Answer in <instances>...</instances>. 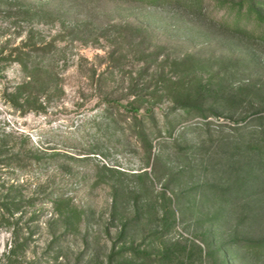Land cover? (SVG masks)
I'll list each match as a JSON object with an SVG mask.
<instances>
[{
    "label": "rangeland",
    "instance_id": "1",
    "mask_svg": "<svg viewBox=\"0 0 264 264\" xmlns=\"http://www.w3.org/2000/svg\"><path fill=\"white\" fill-rule=\"evenodd\" d=\"M231 1L0 0V264H264V0Z\"/></svg>",
    "mask_w": 264,
    "mask_h": 264
},
{
    "label": "trees",
    "instance_id": "2",
    "mask_svg": "<svg viewBox=\"0 0 264 264\" xmlns=\"http://www.w3.org/2000/svg\"><path fill=\"white\" fill-rule=\"evenodd\" d=\"M243 1L244 0L231 1V7H229L228 10L225 13L226 17H229L230 15H232L234 17V18H231V19H233L236 22L235 23V27L233 28V30H236V31L237 30L242 31L241 27H240V20L239 19H241V15L243 14L242 13V11H243V5H242ZM247 1L250 2L252 8H254L255 6H259V4H262L261 0H247ZM220 6H222V5H220ZM16 54H17V56L19 58V61L21 63L22 68L27 71L28 70V64H27L26 56L28 57V53H26L25 49H16ZM37 68L38 67L36 66L35 61H34V64H31L30 65V69L27 71L29 73V75H28L29 80L25 81L24 83L20 84L17 87L19 91L20 90H25V91L27 90L28 91L27 92L28 95L26 96V104H28V105H29L28 102L30 100L29 97H32L35 94H38L40 91L41 92L45 91L47 89V87L49 86V81H51L50 80L51 79L50 74H48L45 71L40 76V71ZM127 92L132 94V95L134 94L135 98L136 97L138 98V94H137L136 89L134 87H129L127 89ZM33 99L36 100V96H34ZM102 102H104L105 106H106V108L104 110V114L101 116V118H103L102 122H104V125H105L106 128H109L110 125H111L110 122L114 123V124H117L116 118L112 117V114L114 115V113H111L110 110H109L113 106V100L108 98L107 95L104 94ZM126 108H129V110H131V111H135L136 114L140 110L139 106H135V104L133 105V102L129 103V105L126 106ZM181 108L185 109L188 113H191V112L193 113V110L194 111L198 110L197 107H194L192 104H189V103L188 104H183L181 106ZM150 113H151V107H145L144 108V112L142 114L149 115ZM150 120L153 121L152 118H150ZM132 125H133V127H135L136 124H132ZM141 127H143V126L141 125ZM114 129H116V128H114ZM113 132H109V137L112 136ZM259 132L264 134V127L263 126L260 127V131ZM149 146H150V144H149ZM253 146H254V148L257 147L256 144H254ZM253 146L251 145L250 147H253ZM19 156H20V159H24V160L32 159L33 161H35V160H47V161L50 160V161H54L56 159H58V160L67 159L70 162H75L76 161V163H81L83 160H85V159H82V161H80L78 159H73V158H70L69 156H66L64 153L63 154H61V153H53V154H51L49 156H45V157H39L37 155H33L32 153H22L21 155L19 154ZM103 167L106 168L109 171H112L111 167H106L105 165ZM112 188H114V187L112 186ZM114 192H115V189H114ZM56 196H59V195H56ZM54 202L56 204V201L53 200V203ZM57 203H59V202H57Z\"/></svg>",
    "mask_w": 264,
    "mask_h": 264
}]
</instances>
